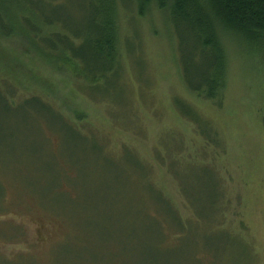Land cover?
<instances>
[{
  "label": "rangeland",
  "instance_id": "374dc122",
  "mask_svg": "<svg viewBox=\"0 0 264 264\" xmlns=\"http://www.w3.org/2000/svg\"><path fill=\"white\" fill-rule=\"evenodd\" d=\"M85 1L59 0L45 11L82 30L93 15ZM120 1L128 81L119 72L100 88L76 84L73 62L63 59L52 69L35 59L26 38L0 36V67L12 66L19 91L42 93L64 111L58 115L50 101H43L48 107L24 94L6 101L0 89V264H264V44L223 37L224 100L215 107L182 81L167 13L154 5L139 18L129 0ZM176 99L211 119L223 148L201 146L192 124L176 111ZM65 114L85 117L91 129L78 135ZM120 144L146 163L120 151ZM181 147L182 158L171 167L185 193L167 159L162 165L156 155ZM202 159L221 177L224 203L215 227L227 226L242 242L195 226L192 236L159 249L162 260L154 263L148 252L157 246L145 232L138 235L140 204L147 211L154 206L171 225L174 219L145 186L146 164L152 168L148 180L182 218L193 212L209 219L218 192L208 179L212 168L191 163Z\"/></svg>",
  "mask_w": 264,
  "mask_h": 264
},
{
  "label": "trees",
  "instance_id": "16d2710c",
  "mask_svg": "<svg viewBox=\"0 0 264 264\" xmlns=\"http://www.w3.org/2000/svg\"><path fill=\"white\" fill-rule=\"evenodd\" d=\"M129 1L134 5L139 18L144 17L147 8L154 5L167 13L176 41L182 81L189 91L201 95L215 107H220L224 100L227 64L223 53V37L235 34L244 37L250 43L264 44V0ZM120 2V0H86L85 4L93 12V15L85 29L73 30L69 28L64 18H59L51 11H45V8H51V5L52 9L55 8L59 0H0V36L26 38L35 59L43 63L44 61L50 63L52 69H59L60 61L63 59L66 62H73L76 65L75 70H77L78 76L76 84H87L92 88H100L119 72L128 81L127 77L130 74L127 71L123 48L124 35L121 34L119 25L122 16ZM19 80L18 74L12 70L11 65L0 67V85L2 86L0 89H5L6 94L2 95L4 100H14L13 97L24 94L25 98H28L26 100H37L48 107L51 106L44 102L50 101L53 103L51 110L58 115L64 112L62 107H59L56 102L46 99V95L42 93L20 92ZM89 101L99 102L90 99ZM175 101L176 111L181 118L192 124L200 137L203 148H211L213 151L223 148L222 136H218L217 128L209 117L186 99L182 100L187 104L186 107L182 105L180 99ZM66 117V122L78 135L82 130L91 129L85 117L74 118L73 115ZM119 146L120 151L124 149L127 153H132L137 161L139 159L146 163L131 147L124 144ZM182 147L173 153L165 151L164 154L158 150L156 155L162 165L166 163L167 159L168 170L181 183V189L185 193L180 175L171 167V162L177 163L179 157L182 158L180 153ZM206 162L202 159L191 163L201 164L199 167L203 169L212 168V174L208 179L213 177L215 180L218 204L214 213L215 217L209 219L202 218L193 212L186 219L182 218L172 200L151 180H148L152 168L151 165L146 164L145 186L149 185L159 199L169 206L174 219L171 225L166 218L157 214L154 206L147 211L144 209V204H140L138 225L142 227V230L138 235L145 232L148 234L150 242L157 246L156 252L152 250L148 252L150 261L156 263L162 260L163 253L159 249L174 247L186 235L192 236L196 227L200 233L213 230L226 231L229 241L238 239L242 242V238L237 237L236 231L232 229L230 231L227 226L215 227L217 218L223 211L224 195L220 187L219 173L213 169L210 162ZM185 201L188 206H191L189 199L185 198ZM148 222L150 231L146 232Z\"/></svg>",
  "mask_w": 264,
  "mask_h": 264
}]
</instances>
